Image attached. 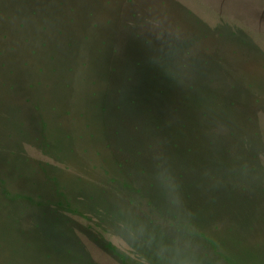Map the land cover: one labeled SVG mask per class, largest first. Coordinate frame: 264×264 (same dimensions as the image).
I'll use <instances>...</instances> for the list:
<instances>
[{
	"label": "rangeland",
	"instance_id": "1",
	"mask_svg": "<svg viewBox=\"0 0 264 264\" xmlns=\"http://www.w3.org/2000/svg\"><path fill=\"white\" fill-rule=\"evenodd\" d=\"M167 262L264 264V0H0V264Z\"/></svg>",
	"mask_w": 264,
	"mask_h": 264
},
{
	"label": "clouds",
	"instance_id": "2",
	"mask_svg": "<svg viewBox=\"0 0 264 264\" xmlns=\"http://www.w3.org/2000/svg\"><path fill=\"white\" fill-rule=\"evenodd\" d=\"M143 227H136L132 225L125 226V236H117L116 238L121 240L125 246H131L132 243L136 242L143 235ZM168 249L161 247L157 252V255L162 259L167 261ZM167 264H175V262H167Z\"/></svg>",
	"mask_w": 264,
	"mask_h": 264
}]
</instances>
